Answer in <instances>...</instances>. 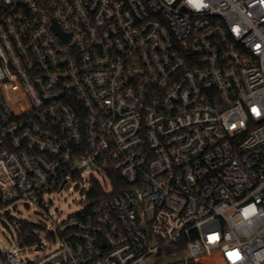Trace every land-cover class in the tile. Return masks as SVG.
Instances as JSON below:
<instances>
[{"label": "built area", "instance_id": "obj_1", "mask_svg": "<svg viewBox=\"0 0 264 264\" xmlns=\"http://www.w3.org/2000/svg\"><path fill=\"white\" fill-rule=\"evenodd\" d=\"M2 212L0 264H264V0H0Z\"/></svg>", "mask_w": 264, "mask_h": 264}, {"label": "rangeland", "instance_id": "obj_2", "mask_svg": "<svg viewBox=\"0 0 264 264\" xmlns=\"http://www.w3.org/2000/svg\"><path fill=\"white\" fill-rule=\"evenodd\" d=\"M103 183L104 179L101 174L95 169H91L82 174V180L73 182L70 186L72 191L67 190L60 194H54L49 199L53 201L50 212L52 218L56 220L59 215L61 217L71 216L79 213L87 206L85 191L93 184V182ZM78 198V201H77ZM8 211L13 212L12 215L18 216L19 219H23L25 222L31 225H37V222L45 226L51 225V220L46 221L37 209V207L30 205L27 202L21 201L12 206H9ZM15 229L10 225L8 219L5 217V213H0V246L3 248L17 249L18 247L14 243L13 235H15ZM41 238L44 239V234H41ZM21 253L28 259H36L40 255L34 252L31 248L21 249Z\"/></svg>", "mask_w": 264, "mask_h": 264}, {"label": "trees", "instance_id": "obj_3", "mask_svg": "<svg viewBox=\"0 0 264 264\" xmlns=\"http://www.w3.org/2000/svg\"><path fill=\"white\" fill-rule=\"evenodd\" d=\"M112 183L114 185V192L113 194H118L119 192H121V190L126 189L127 186L125 185V183L123 181H121V178H119V176H117V174H113L112 173ZM182 248L178 249L181 250Z\"/></svg>", "mask_w": 264, "mask_h": 264}, {"label": "bare ground", "instance_id": "obj_4", "mask_svg": "<svg viewBox=\"0 0 264 264\" xmlns=\"http://www.w3.org/2000/svg\"><path fill=\"white\" fill-rule=\"evenodd\" d=\"M205 261H209V260H205Z\"/></svg>", "mask_w": 264, "mask_h": 264}]
</instances>
